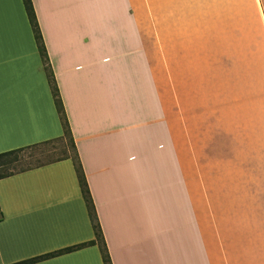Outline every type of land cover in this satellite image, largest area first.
I'll use <instances>...</instances> for the list:
<instances>
[{"label": "crops", "instance_id": "obj_1", "mask_svg": "<svg viewBox=\"0 0 264 264\" xmlns=\"http://www.w3.org/2000/svg\"><path fill=\"white\" fill-rule=\"evenodd\" d=\"M32 2L112 264H232L216 258L204 222L193 235V216L209 211L198 196L183 200V218H162V39L135 0ZM162 12L191 49L205 33L240 86L252 69L264 89V0H162ZM63 135L24 1L0 0V154ZM95 238L72 159L0 179V264ZM33 264L104 261L95 244Z\"/></svg>", "mask_w": 264, "mask_h": 264}, {"label": "rangeland", "instance_id": "obj_2", "mask_svg": "<svg viewBox=\"0 0 264 264\" xmlns=\"http://www.w3.org/2000/svg\"><path fill=\"white\" fill-rule=\"evenodd\" d=\"M135 15L162 39V218H183V200L198 196L209 211L194 213L193 235L203 236L204 222L216 258L264 259V89L255 90L252 69L240 86L233 60L225 68L208 55L205 33L191 49L181 30L170 28L162 0H135ZM203 28L205 22L198 39ZM62 151L75 155L68 139L31 152Z\"/></svg>", "mask_w": 264, "mask_h": 264}, {"label": "trees", "instance_id": "obj_3", "mask_svg": "<svg viewBox=\"0 0 264 264\" xmlns=\"http://www.w3.org/2000/svg\"><path fill=\"white\" fill-rule=\"evenodd\" d=\"M23 1H24V5L28 13L29 19H30L32 28H33L35 38L38 43V48L42 56V60L45 66L47 76H48V81H49V84H50V87L52 89V93L54 96L55 104H56L58 113L62 120V124L64 128V135L58 139L44 142L39 145L21 148V149H17V150H13V151L0 154V179H4L10 176H13L15 174L25 172L28 170H32V169H35V168H38V167H41V166H44L50 163L72 159L74 161L76 172L78 174V178L80 181L82 193L86 200L89 213H90V217L93 222L96 238L90 242L80 244L77 246H73V247H69L67 249L58 251L56 253L47 254L45 256L27 260V261H24L18 264H33V263H36V262H39L45 259H49L58 254L69 253V252H72V251H75V250H78V249H81L87 246L95 245V244H98L101 248L104 264H112L110 254L106 246V242H105L102 229H101V226L98 220V216H97V213L94 207V203H93V200L90 194V189H89V186L86 180V176H85L82 164L80 162V159L77 153V148H76L73 136H72L68 118L66 116L65 108H64L61 95L59 92V88H58V85H57V82L54 76V72L50 64L48 53H47V50H46V47L43 41L42 32L38 24L33 2L32 0H23ZM64 139L69 140L71 148L75 154L74 156H71L68 151H62L60 154L61 156H58V157H52V156L39 157L35 153L31 152L40 146L48 145L54 142H59Z\"/></svg>", "mask_w": 264, "mask_h": 264}]
</instances>
